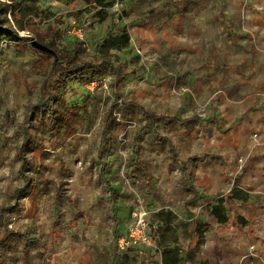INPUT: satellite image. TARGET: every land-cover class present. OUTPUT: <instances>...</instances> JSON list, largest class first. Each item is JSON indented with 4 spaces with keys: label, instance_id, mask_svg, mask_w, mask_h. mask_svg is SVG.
Instances as JSON below:
<instances>
[{
    "label": "rangeland",
    "instance_id": "obj_1",
    "mask_svg": "<svg viewBox=\"0 0 264 264\" xmlns=\"http://www.w3.org/2000/svg\"><path fill=\"white\" fill-rule=\"evenodd\" d=\"M37 5L0 46V264H264V0ZM51 38L96 65L50 79L53 109L54 56L31 47ZM135 209L153 246L119 250Z\"/></svg>",
    "mask_w": 264,
    "mask_h": 264
},
{
    "label": "trees",
    "instance_id": "obj_2",
    "mask_svg": "<svg viewBox=\"0 0 264 264\" xmlns=\"http://www.w3.org/2000/svg\"><path fill=\"white\" fill-rule=\"evenodd\" d=\"M38 10L37 0H0V46L1 42L4 39L12 40L9 35H7V28L11 25V22L8 20L6 14L9 13L11 15H21V16H31L36 15L34 12ZM21 29H23L21 27ZM26 37H21L19 39L21 40H27ZM121 38H124V40H128L129 35L126 33L124 28L118 29H110L108 31L107 38L102 40L100 43H98L99 50L102 52L103 57L105 58L104 61H107L111 64L112 67V73H113V79L111 81V88L113 90V95L117 99L121 97V92L117 90V84L121 81L122 78L128 76V73L124 72L123 62L119 61L121 57L124 56L123 53H120L119 47H118V40ZM52 38L50 39V43L47 47L51 49L50 52L45 51H38L41 53H51L54 56V61L51 69L50 75H48L44 82H43V91H45L49 99L45 101L44 105L47 104V107L49 109H53L58 105L56 102V96L61 93L62 87L58 88L56 87L54 90H52V87L54 86L53 82H60L62 81L65 85V81L67 78L79 73V68L85 67L89 72H93L96 68V65H93L91 61H83V62H77L75 61L77 57L76 49L74 48V44H72L73 48L65 47L64 49H60L57 46H55L52 43ZM44 45V44H43ZM71 45V44H70ZM31 47L35 49L32 45ZM37 51V50H36ZM118 59H110L111 57H117ZM125 58V57H124ZM40 88V91L43 92ZM55 90L58 91V93H55ZM50 106H53L50 108ZM59 110V109H58ZM153 116H155L153 114ZM149 133L151 135H155L154 132V126L150 125ZM133 148H136V144H134ZM191 161H201V157H198L196 155L190 157ZM186 164H182V168L186 169ZM111 192L113 193V197L116 196V190L111 187ZM227 206L225 204L216 205L213 209V214L217 218L218 222L224 223L227 220V217L225 215V212L227 210ZM120 221V220H119ZM118 228L116 227L114 229L115 237L117 238L120 233H118ZM188 260V259H185ZM189 261V260H188Z\"/></svg>",
    "mask_w": 264,
    "mask_h": 264
},
{
    "label": "built area",
    "instance_id": "obj_3",
    "mask_svg": "<svg viewBox=\"0 0 264 264\" xmlns=\"http://www.w3.org/2000/svg\"><path fill=\"white\" fill-rule=\"evenodd\" d=\"M76 34L78 33L76 32ZM116 246L119 250L137 246L148 248L153 246L146 211L135 209L131 213L129 223L116 239Z\"/></svg>",
    "mask_w": 264,
    "mask_h": 264
},
{
    "label": "water",
    "instance_id": "obj_4",
    "mask_svg": "<svg viewBox=\"0 0 264 264\" xmlns=\"http://www.w3.org/2000/svg\"><path fill=\"white\" fill-rule=\"evenodd\" d=\"M31 45H32L35 49L40 50V51H45V52H50V51H51V49H50L49 47H47L46 45H43V44H41V43H39V42H37V41H35V40H33V41L31 42Z\"/></svg>",
    "mask_w": 264,
    "mask_h": 264
},
{
    "label": "crops",
    "instance_id": "obj_5",
    "mask_svg": "<svg viewBox=\"0 0 264 264\" xmlns=\"http://www.w3.org/2000/svg\"><path fill=\"white\" fill-rule=\"evenodd\" d=\"M187 168H188V166H187Z\"/></svg>",
    "mask_w": 264,
    "mask_h": 264
}]
</instances>
